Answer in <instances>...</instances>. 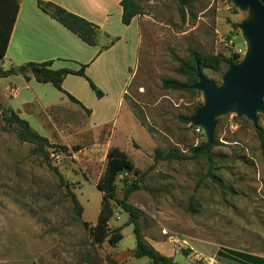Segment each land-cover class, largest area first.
<instances>
[{"label": "rangeland", "instance_id": "1", "mask_svg": "<svg viewBox=\"0 0 264 264\" xmlns=\"http://www.w3.org/2000/svg\"><path fill=\"white\" fill-rule=\"evenodd\" d=\"M136 1L141 6L137 53L126 32L129 39L117 44L115 63L108 68L114 73L89 77L102 91L101 98L81 80L93 99V114L85 122L94 139L61 140L49 130L44 161L33 144L20 141L14 124L0 119V264H116L113 251L135 248L132 225L115 202L108 226L122 238L112 250L108 242L105 248L93 245L82 224L96 221L102 199L96 183L111 147L122 150L142 173L128 201L145 215V241L188 253L191 246L205 261L181 252L174 255L178 264H206L211 257L217 264H258V257L264 259V158L251 121L234 114L219 118L214 132L218 144L210 147V160L204 154L166 160L154 152L177 147L189 157L191 147L205 143L203 133L185 120L202 101L201 93L164 88L161 80H186L174 57L187 58L189 47L225 58L235 52L241 58L245 44L235 23L244 14L229 0H194L184 14L177 0ZM0 67L9 68L7 61L0 58ZM225 67L204 68L202 73L219 83ZM11 82L0 80V103L10 102L4 87ZM32 110L51 123L36 103ZM258 125L264 131L263 115ZM82 148L87 151H78ZM136 177L132 172L117 176V197H122L124 181L129 184ZM69 193L82 208L80 216ZM125 264L151 263L132 256Z\"/></svg>", "mask_w": 264, "mask_h": 264}, {"label": "crops", "instance_id": "2", "mask_svg": "<svg viewBox=\"0 0 264 264\" xmlns=\"http://www.w3.org/2000/svg\"><path fill=\"white\" fill-rule=\"evenodd\" d=\"M37 1L18 0L19 10L6 53L1 58L7 61L9 68L46 61H51L49 67L52 69L78 70L81 65H85L84 73L89 78L90 75H97L101 71L106 72L107 75L114 73L111 70V72L108 71V68L115 63V47L122 40L126 42V39H129L131 35L135 52L137 51L141 40L138 26L140 15L135 16L129 25L122 24L121 0H42L55 3L97 25L99 32L95 45L85 43L77 35L67 30L49 14L42 11L37 5ZM126 32L127 36L129 34V38L126 36ZM0 68L2 69V67ZM34 72L35 69L29 68L26 72L27 79L21 73L0 77V80L12 81L10 86L4 87L9 91L10 102L0 104L4 108L13 110L19 117H25L23 119L29 123L30 127L32 126L31 123H34L36 125L35 131L47 139H51L47 134L49 130L61 140H84L90 136H93L94 139L95 135L92 134L91 128L85 122V117L93 114V110L90 108L93 99L91 95H86L82 83L83 81L89 86L88 81L84 77L74 74H67L63 78V91L79 101L76 103L50 83L37 82ZM101 97L96 96V98ZM33 103H36L41 111L47 115L50 124L43 122L40 114L32 110ZM30 118H32V122L29 120ZM93 145L89 150H93ZM82 150L87 151L85 148L78 151ZM105 242L107 241L101 244L103 248H105ZM148 243L162 254L173 259L176 253H181L173 249L171 251L170 245L167 244L162 243L158 246L152 242ZM113 248V246L110 247L111 250ZM188 248L190 250L187 255L188 258L191 260L201 258L200 252L196 251L195 248L191 246ZM134 251L135 248L128 252L115 250L112 252L111 258L116 264H125L132 256L134 257ZM261 256L264 257V255ZM142 258L144 257L139 259ZM200 260L205 262L203 258ZM206 264H217L215 257H211Z\"/></svg>", "mask_w": 264, "mask_h": 264}, {"label": "trees", "instance_id": "3", "mask_svg": "<svg viewBox=\"0 0 264 264\" xmlns=\"http://www.w3.org/2000/svg\"><path fill=\"white\" fill-rule=\"evenodd\" d=\"M193 1L194 0H177L182 14H184V9H186ZM37 5L42 11L49 14L52 18L62 24L67 30L77 35L85 43L89 45L96 44L97 34L99 32L97 25L52 2L38 0ZM120 5L122 7L121 22L124 25H129L135 16L141 14V6L136 0H121ZM18 10V0H0V58H2L6 53ZM187 51V58L174 57L178 63L177 72L184 76L186 80L180 81L174 78H163L161 82L164 88L193 91L192 85L197 81L195 76V69L197 65L201 72L204 68H209L213 71H220L223 69L224 64L227 65L228 62L237 61L240 58V54L235 52L230 57L225 58L220 53L206 54L194 47H189ZM50 65L51 61H46L42 63H28L17 68L11 67L6 70L0 68V77H6L13 73H21L27 79V70L29 68H33L35 69L34 77L37 82L50 83L57 90L64 92L72 101L79 103V101H77L73 96L63 91L62 81L67 74L80 75L88 81L91 90L97 97L102 96L100 89H98L92 80L85 75V65H81L78 70L68 68L52 69L49 67ZM200 105L201 102L195 106L194 111ZM0 119L9 126H13L14 124V129L20 141L33 144L35 146L33 149L34 153L41 156L44 161L48 160L46 147L49 146V142L47 138L33 130L25 119L19 117L13 110L4 108L1 104ZM187 119L188 117H185L186 121ZM256 132L259 139L261 154L264 158V131L258 125ZM203 144L204 143H201L198 146L191 147V155L189 157L184 152H181L177 147L169 148L165 154H163V152L158 148L155 149L154 152L156 158L166 160L194 159L201 154H204L207 156L208 160H210L211 153L209 150H202ZM217 144L218 141L214 139L212 146ZM63 149L66 148L63 147ZM53 170L58 176V180L63 182L62 174L57 171L55 167ZM122 172H132L137 175V177L129 184L127 181H124V183L122 181V197L119 198L116 195L117 186L115 181L117 176ZM140 179H142V173H139V171L134 168L126 154L117 147L109 148L106 153L105 171L96 183L97 188L102 192L100 209L96 221L93 225L87 222H82V224L88 229L91 243L93 245H101L104 241H107L111 246H115L122 238V233L119 230L111 231L108 226L109 219L113 215L112 202H115L121 210L127 214V224L132 225V231L135 237L134 257H146L151 264H178L172 257L166 256L156 250L151 244L145 241L142 236L141 220H146L145 215L139 207L128 201L130 193L138 188V182ZM69 194L73 205L77 208L78 215L80 216L82 208L78 204L75 195L73 193ZM181 252L184 255L188 254L187 250H182ZM256 260H258V264H264L263 258L258 257Z\"/></svg>", "mask_w": 264, "mask_h": 264}, {"label": "water", "instance_id": "4", "mask_svg": "<svg viewBox=\"0 0 264 264\" xmlns=\"http://www.w3.org/2000/svg\"><path fill=\"white\" fill-rule=\"evenodd\" d=\"M244 16L235 23L245 50L237 61L227 63L220 82L208 79L198 65L192 89L201 93V105L188 117L205 138L203 151L213 145L217 120L229 114L245 117L258 127L264 116V0H229Z\"/></svg>", "mask_w": 264, "mask_h": 264}, {"label": "built area", "instance_id": "5", "mask_svg": "<svg viewBox=\"0 0 264 264\" xmlns=\"http://www.w3.org/2000/svg\"><path fill=\"white\" fill-rule=\"evenodd\" d=\"M190 125V124H189ZM192 126V125H191ZM235 125L233 124V123H229V127L230 128H233ZM193 127V129L196 131V132H198V133H202V130L199 128V127H194V126H192Z\"/></svg>", "mask_w": 264, "mask_h": 264}]
</instances>
